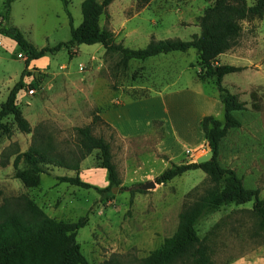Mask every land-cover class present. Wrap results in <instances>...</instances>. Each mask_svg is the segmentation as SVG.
I'll use <instances>...</instances> for the list:
<instances>
[{"label":"rangeland","instance_id":"374dc122","mask_svg":"<svg viewBox=\"0 0 264 264\" xmlns=\"http://www.w3.org/2000/svg\"><path fill=\"white\" fill-rule=\"evenodd\" d=\"M6 1L0 0V12ZM68 1L76 28L82 21L83 0ZM213 1L152 0L138 8L136 0H113L100 25L114 33L117 43L131 49L145 47L151 37L190 40L200 32L198 19ZM6 24L18 28L38 49L70 38L69 19L60 0H12ZM70 50V54L64 48L47 54L49 62L35 65L31 61L25 69V54L13 40L0 35V104L25 70L15 104L31 127V132L22 133L11 116L3 119L10 133L0 130V207L15 209L16 198L25 195L56 222H76L86 216L87 225L79 229L76 241L89 264H142L143 258L175 232L183 204L208 187V180L200 182V173L191 170L149 190L120 179L118 187L101 196L91 189L58 182V176L72 170L48 163L42 164L46 173L39 175V185L25 187L13 177V161L28 149L33 137L48 154L57 152L67 157L75 148L73 128L91 125L98 107L185 84L199 70L196 52L191 49L130 60L127 68H122L119 56L107 53L100 44L73 45ZM218 62L243 68L225 75L222 84L247 108L233 113L240 127L229 129L221 140L218 162L234 169L245 187L260 188V197H264V15L242 23L236 45L220 55ZM202 79L207 80L208 90H216L208 81L211 78ZM252 91L258 96V111L250 108ZM219 119L223 120V113ZM92 129L95 136L116 140L114 132L100 122ZM152 142L145 137L128 143L143 151ZM93 156L97 163V154ZM18 168L25 169L26 165L20 163ZM251 209L252 202L223 206L197 225L200 238L210 232L212 264H257L264 232L257 229Z\"/></svg>","mask_w":264,"mask_h":264},{"label":"trees","instance_id":"16d2710c","mask_svg":"<svg viewBox=\"0 0 264 264\" xmlns=\"http://www.w3.org/2000/svg\"><path fill=\"white\" fill-rule=\"evenodd\" d=\"M11 1L7 0L0 12L3 19L0 23V35L13 40L25 54V69L31 61L63 48L70 54V47L73 45L100 44L107 53L119 56L118 65L122 68H127L130 60H145L161 54L184 53L193 49L199 65L197 77L201 80L213 79L222 105L223 120L208 115L200 122L205 140L210 144L212 158L203 163L193 162L179 166L171 163L154 178L155 183L166 184L188 171L199 169L206 174L209 185L196 199L183 204L175 232L165 238L158 249L143 258L142 264H212L211 247L208 243L210 232L200 238L196 227L204 217L223 206H239L252 202L251 212L257 220V229L264 232V197H260V188L245 187L242 178L234 169L223 167L218 162L221 140L229 129L240 127V122L233 113L247 109L246 103L240 101L236 94L222 84L225 75L239 72L243 68L220 64L218 58L236 45L242 34L244 21L264 15V0H256L252 5L247 0H214L198 19L199 34L192 35L190 40L151 37L146 46L139 49L117 43L114 33L101 27L100 19L107 15V8L113 0H83L82 21L76 28L73 27L69 1L60 0L69 19L70 38L53 47L40 49L31 44L18 28L6 24ZM136 1L137 7L142 8L152 0ZM24 71L6 100L0 104V130L6 134L10 133V129L3 123V119L8 116L12 117L20 132H31L29 122L15 104L16 94L23 87ZM250 99V108L254 111L260 110L256 92L250 93ZM98 112L99 110L93 112L91 125L73 128L76 135L75 148L68 151L67 157L57 152L48 154L46 147L33 137L28 149L14 158L13 177L20 180L25 187H36L39 185V175L46 173L42 164L48 163L76 173L75 176H58L60 183L91 189L101 196L111 193L113 188L120 185L121 180L112 160L110 143L93 134L92 125L96 122L103 124ZM104 125L109 128L107 124ZM94 151L97 152V165L107 172L108 185L105 188L82 181L78 175L80 163ZM20 163L25 164L26 168L19 169ZM87 221L85 216L76 222H56L31 199L21 195L16 198L15 209H9L6 205L0 207V264H89L76 241L79 229L86 226Z\"/></svg>","mask_w":264,"mask_h":264},{"label":"crops","instance_id":"0c3cea01","mask_svg":"<svg viewBox=\"0 0 264 264\" xmlns=\"http://www.w3.org/2000/svg\"><path fill=\"white\" fill-rule=\"evenodd\" d=\"M49 61V56H44L32 62L40 65ZM187 80L183 85H173L139 99L111 101L98 107L101 124H107L116 137L113 141L102 136L110 143L112 160L122 183L138 187L154 180L171 163L178 166L193 163L205 154L206 140L200 122L208 115L219 119L222 105L217 90L207 89V80H199L196 74ZM208 81L213 84L212 79ZM145 137L153 140L147 150L139 151L128 143ZM186 150H190V156ZM96 153L92 152L80 163L78 175L82 181L105 188L107 172L95 162ZM194 171L200 173V182L206 179L203 171L191 172ZM70 172L65 176L76 175ZM257 264H264V245L257 249Z\"/></svg>","mask_w":264,"mask_h":264},{"label":"water","instance_id":"95a60500","mask_svg":"<svg viewBox=\"0 0 264 264\" xmlns=\"http://www.w3.org/2000/svg\"><path fill=\"white\" fill-rule=\"evenodd\" d=\"M205 148H206V153L203 154L202 156H200L196 162L197 163H203V162H207L212 158V151H211V147L210 144L206 141L205 143ZM157 186V183H155L154 180L145 182L143 184H141L140 186H138L137 188L140 190H149V189H153ZM115 189V188H114Z\"/></svg>","mask_w":264,"mask_h":264},{"label":"built area","instance_id":"2783aa9c","mask_svg":"<svg viewBox=\"0 0 264 264\" xmlns=\"http://www.w3.org/2000/svg\"><path fill=\"white\" fill-rule=\"evenodd\" d=\"M2 22H3V19H2V16H0V23H2ZM32 92H33V90H30V93H32ZM185 153L190 154L191 152H190V150H186Z\"/></svg>","mask_w":264,"mask_h":264}]
</instances>
